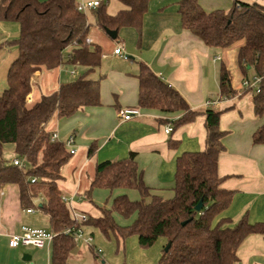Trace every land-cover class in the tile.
<instances>
[{"label":"trees","instance_id":"1","mask_svg":"<svg viewBox=\"0 0 264 264\" xmlns=\"http://www.w3.org/2000/svg\"><path fill=\"white\" fill-rule=\"evenodd\" d=\"M150 0H122L125 8L112 15L106 3L93 9L95 22L102 29L119 31L124 26L137 29L142 36L143 16ZM180 13L184 28L199 36L207 45L224 49L242 42L238 50V63L244 75L261 76L259 92L253 93L254 111L264 114V4L247 0H234L231 10L206 11L199 0H180ZM0 20L17 22L16 37L0 38V49L17 46L18 53L7 73V88L0 94V203L7 184L18 186L20 203L24 208L37 206L49 216V227L55 232L53 264L68 262L76 247L67 227L90 225L99 228L107 238L136 235L140 246H153L160 238L171 242L165 246L157 264H235L237 250L252 233L264 235V222H251L247 215L230 225L223 213L230 207L234 191L222 186L224 177L218 172L220 154L227 131L220 126L221 110L207 108L195 110L187 99L146 63L139 62L140 108L162 112H181L170 122L171 133L199 115L205 116V148L184 152L177 157L174 195L164 198L146 184L136 161V153L127 157L98 162L90 190L85 194L92 201L94 188L135 189L139 198L131 199L127 193L114 198L112 208L97 206L101 214L86 221L74 219L70 206L62 199L58 181L63 179V168L73 153L65 141L55 139L47 129L54 116L71 117L87 105L101 104V78H91L103 59L98 43L87 42L90 22L87 12L77 8L76 0H0ZM139 39V41H140ZM71 47L65 56V50ZM82 66L85 71L74 80L62 83L58 90L45 94L32 106L27 105L33 75L43 67L52 69L61 65ZM232 74L221 63L219 83L221 94L234 96ZM255 143H264V124L253 135ZM12 143L18 157L28 165L22 169L4 157L6 144ZM179 140L172 136L169 146L177 148ZM98 149L94 142L88 151L93 157ZM32 177H37L35 182ZM44 199L35 203L38 196ZM202 201L201 210L196 206ZM118 212L126 217L136 214L134 223L121 226L114 218ZM187 221L186 224L184 222Z\"/></svg>","mask_w":264,"mask_h":264},{"label":"crops","instance_id":"2","mask_svg":"<svg viewBox=\"0 0 264 264\" xmlns=\"http://www.w3.org/2000/svg\"><path fill=\"white\" fill-rule=\"evenodd\" d=\"M179 1L150 0L143 16L141 39L137 29L131 26L122 27L114 39L96 22L92 25L89 18V37L103 50L102 63L92 72L96 74L94 79L101 78V104L84 106L71 117L56 115L48 123L47 129L57 134L58 139L65 141L73 137L76 148L63 168L64 178L58 181V186L62 195L70 198L71 211L97 217L101 211L85 195L95 176L96 164L122 159L133 151L146 184L164 198L173 196L171 189L175 184L177 157L205 148V116L199 115L194 122L167 133L166 125L177 119L181 112L169 113L138 106L137 74L139 62H144L178 90L193 109L222 111L220 126L227 134L223 139L225 150L219 156L218 172L224 177L222 186L234 191L232 203L222 216L230 219V225H235L245 215L251 222H264V143L253 140L256 130L264 124V114H255L253 93L244 86V75L238 63L242 42L224 49L207 45L184 28ZM247 1L264 4V0ZM199 3L208 12L229 11L234 6V0H199ZM123 8L122 3L116 12H108L114 15ZM91 12L95 21L93 9ZM18 33L17 22L0 20V38L16 37ZM119 43L127 57L114 52ZM17 53V46L0 49V94L7 88V73ZM222 62L231 71L233 87L237 90L231 97L221 94L219 72ZM84 71V67L70 64L52 69L43 67L32 77L27 105H34L43 95L53 93L62 83L74 80ZM209 101L215 103L208 105ZM126 107H139L141 115L123 120L120 112ZM171 136L179 140L177 148L169 146ZM94 142L98 149L93 157H89L88 151ZM6 151L9 156L13 153L9 158L12 162L17 157L13 147L8 145ZM115 192L116 196L127 193L131 199L139 197L135 189H117ZM92 195L98 198L95 190L91 191ZM43 199L40 195L34 202L37 204ZM31 208L34 211L28 212V208L21 205L17 185L5 186L0 203V264H27L23 257L28 255L33 264H53V242L44 247L9 245V235L19 231L22 224L49 227L48 214L37 206ZM82 227L94 236V243L87 245L75 241L76 247L65 264H93L91 257H100L103 245L108 243L102 234L98 237L99 228L86 224ZM137 239L116 238V242L119 249L128 250L131 246L139 251ZM160 239L164 247L167 238ZM159 251L158 245L143 250L141 263L155 264L162 254ZM237 255L235 264H264V235L249 234L240 244Z\"/></svg>","mask_w":264,"mask_h":264},{"label":"built area","instance_id":"3","mask_svg":"<svg viewBox=\"0 0 264 264\" xmlns=\"http://www.w3.org/2000/svg\"><path fill=\"white\" fill-rule=\"evenodd\" d=\"M102 3L101 0H81L77 2V8L80 11L87 12L88 10L95 9ZM87 42H92L91 37H87ZM114 52L118 55L127 57V55L124 53L123 45L119 43L115 49ZM73 74H75V71H72ZM261 76L253 74L252 76H249L244 79V86L255 88L256 92H259V83L261 81ZM215 101H209L207 104H214ZM141 112L139 107H126L122 109L120 112V117L123 120H130L133 117L140 116ZM165 130L167 133H170L173 130V127L171 124L166 125ZM53 137L55 139L57 138V134H53ZM66 145L70 149L71 153L76 152V148L73 147L74 144V138L70 137L67 140H65ZM13 164L19 166L22 169L27 168V161L22 157H16L12 161ZM37 177H32L31 181L35 182L37 181ZM62 199L67 203L70 204L71 200L69 197L62 195ZM28 212H33V208H28ZM72 215L74 219L78 221H86L89 219V216L85 213H79L76 211H72ZM64 233L67 235H72L74 240L76 242H83L87 245H93L94 243V236L90 233L85 232L83 227H67L64 230ZM56 234L50 227L45 226H37L32 224H22L21 228L17 232H13L9 235V245L11 247H17L20 245H32L36 247H44L46 245L51 244L54 241V238L56 237Z\"/></svg>","mask_w":264,"mask_h":264},{"label":"rangeland","instance_id":"4","mask_svg":"<svg viewBox=\"0 0 264 264\" xmlns=\"http://www.w3.org/2000/svg\"><path fill=\"white\" fill-rule=\"evenodd\" d=\"M76 1L78 2L81 0H76ZM85 1H87V0H85ZM101 1L106 3L107 10L110 12H116L118 10L117 8L120 5H122V3H123L122 0H101ZM124 6H125V4H124ZM91 11L92 10H88L87 14H88V16H90L89 18L91 20L92 25H95V21L93 19ZM70 49H71V47H68L65 50V56L68 54ZM251 75L252 74L250 73L249 76H251ZM77 76L78 75H76V77ZM90 77L96 78V74L92 73L90 75ZM98 78H100V77H98ZM8 145H10V147H14V145L12 143H9V144H6V146H5L4 157L9 160V158L13 157V153L10 156L7 155L6 148ZM173 188L174 187H172L171 190L174 193ZM94 190L98 194V198L92 195L93 204H95L96 206H106L108 208H112V205L114 203V198L116 196L115 190L111 191L108 188H102V187L94 188ZM113 215H114L116 222L118 224H120L121 226L131 225L132 223H134V221L136 219V214H132V215L126 217V216H124L118 212H114ZM97 232H98V237H99V235H101L102 233L99 231H97ZM101 236H103L108 241V243L106 245H103V253L100 257H94V256L91 257L93 264H142L140 261V255L142 254L143 250H148L150 248L157 247V245L160 248L159 252L162 253V250H163V244H162L161 239L159 241H157L153 246L148 247V248H144V247L140 246V244L138 243V239H137L136 235H130V236L126 237L128 239H131V238L137 239V244L139 247V251H137V250H135L134 247H131V246H129L128 250L127 249L123 250L121 248L119 249L118 243L116 242V238L113 234L110 235V239L107 238L104 234H102ZM109 240H111V241H109ZM113 240H115V241H113ZM160 257H159V259H160ZM147 259H148V257H147ZM158 260L156 261L155 264H157ZM103 261H105V262L103 263Z\"/></svg>","mask_w":264,"mask_h":264},{"label":"water","instance_id":"5","mask_svg":"<svg viewBox=\"0 0 264 264\" xmlns=\"http://www.w3.org/2000/svg\"><path fill=\"white\" fill-rule=\"evenodd\" d=\"M106 31H107V33H108L112 38H114V39L117 38V36H118V31H117V30L106 29ZM202 206H203V203H202V201H201V202L196 206V209H197V210H201V209H202ZM186 223H187V221L184 222V224H186ZM170 246H171V242H168V243L166 244V246H165V251H168L169 248H170ZM29 256H30V255H28V257H27V256H24L23 259L27 262V264H33V263L31 262V257H29Z\"/></svg>","mask_w":264,"mask_h":264}]
</instances>
